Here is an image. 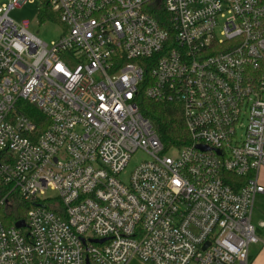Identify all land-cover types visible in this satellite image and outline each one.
Listing matches in <instances>:
<instances>
[{"label": "built area", "instance_id": "2783aa9c", "mask_svg": "<svg viewBox=\"0 0 264 264\" xmlns=\"http://www.w3.org/2000/svg\"><path fill=\"white\" fill-rule=\"evenodd\" d=\"M21 1L0 5V206L32 205L24 227L0 218V264H248L264 0H41L63 26L51 44L9 17ZM141 92L179 105L189 143L164 148Z\"/></svg>", "mask_w": 264, "mask_h": 264}, {"label": "trees", "instance_id": "16d2710c", "mask_svg": "<svg viewBox=\"0 0 264 264\" xmlns=\"http://www.w3.org/2000/svg\"><path fill=\"white\" fill-rule=\"evenodd\" d=\"M151 13L160 20L161 10L154 8L151 10ZM38 18L40 21L46 19L58 20V14L53 12L46 3H42V6L39 8ZM138 107L141 115L152 123L166 150L172 147L178 148L189 143L190 138L182 119L181 109L177 103L154 101L143 96L141 92L138 98ZM24 108L37 125L44 120V117L34 107L26 105ZM7 190L6 186H0V196ZM31 205V203L20 199L16 193H12L9 199L0 206V218L3 224L5 226H12L18 220H24L26 212ZM258 211L260 213L258 215L264 218V205L262 203L258 205Z\"/></svg>", "mask_w": 264, "mask_h": 264}, {"label": "rangeland", "instance_id": "374dc122", "mask_svg": "<svg viewBox=\"0 0 264 264\" xmlns=\"http://www.w3.org/2000/svg\"><path fill=\"white\" fill-rule=\"evenodd\" d=\"M8 2V0H0V5ZM42 6L41 0H22L17 7L9 11V17L15 23H22L23 21L28 22L27 29L44 41L47 44H51L55 41L62 33L63 26L62 23L55 19H46L44 21H40L38 18L39 8ZM241 130L237 129V133L240 134ZM149 156L142 150H138L135 152L129 162L127 163L124 171L120 174V179L126 183L129 179L131 171L144 160H147ZM259 180L264 185V170L259 171ZM46 195L55 196V192L47 191ZM262 203L264 205V194L263 196L258 195L255 202V208L252 213V223L256 227V233L260 237V239L264 238V227L259 225L260 221L264 218L258 211V205ZM262 246H264L260 241L251 243L248 248L249 258L248 264H250L254 258V256L260 253V264H264V248L262 250ZM130 264H146L139 262L137 260H133Z\"/></svg>", "mask_w": 264, "mask_h": 264}, {"label": "crops", "instance_id": "0c3cea01", "mask_svg": "<svg viewBox=\"0 0 264 264\" xmlns=\"http://www.w3.org/2000/svg\"><path fill=\"white\" fill-rule=\"evenodd\" d=\"M263 194H261L260 196H262ZM264 246H262V250H263ZM261 253V252H260ZM260 253L256 254L252 260V262L250 264H260Z\"/></svg>", "mask_w": 264, "mask_h": 264}, {"label": "water", "instance_id": "95a60500", "mask_svg": "<svg viewBox=\"0 0 264 264\" xmlns=\"http://www.w3.org/2000/svg\"><path fill=\"white\" fill-rule=\"evenodd\" d=\"M199 147H201L202 149H206L204 146H199ZM14 225H15V227H17V228H20V227H24L25 223H24L23 220H18L17 222H15Z\"/></svg>", "mask_w": 264, "mask_h": 264}]
</instances>
